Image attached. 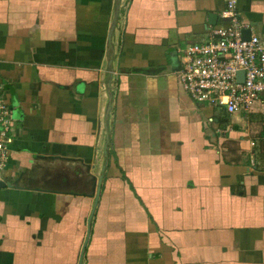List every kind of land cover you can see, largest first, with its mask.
<instances>
[{
	"label": "crops",
	"instance_id": "obj_1",
	"mask_svg": "<svg viewBox=\"0 0 264 264\" xmlns=\"http://www.w3.org/2000/svg\"><path fill=\"white\" fill-rule=\"evenodd\" d=\"M224 11L0 0V264H264L263 99L226 114L177 76ZM238 11L264 41V0Z\"/></svg>",
	"mask_w": 264,
	"mask_h": 264
},
{
	"label": "built area",
	"instance_id": "obj_2",
	"mask_svg": "<svg viewBox=\"0 0 264 264\" xmlns=\"http://www.w3.org/2000/svg\"><path fill=\"white\" fill-rule=\"evenodd\" d=\"M225 22L213 26L208 41L180 50L178 82L191 99L223 108L226 114L248 110L264 102V41L257 35L242 38L247 28L240 18L238 0H224ZM243 72L241 82L237 72ZM12 109L0 96V175L8 163L12 139ZM212 122V119H209Z\"/></svg>",
	"mask_w": 264,
	"mask_h": 264
},
{
	"label": "water",
	"instance_id": "obj_3",
	"mask_svg": "<svg viewBox=\"0 0 264 264\" xmlns=\"http://www.w3.org/2000/svg\"><path fill=\"white\" fill-rule=\"evenodd\" d=\"M111 31H112V28L110 29V33H109V35H108V38H110ZM249 36H250V31H249L248 29H244V30L242 31V38L248 40V39H249ZM242 78H243V72H242V71L237 72V81H238V82H241V81H242ZM0 186H2V185L0 184ZM91 214H92V213H91ZM90 218H91V215H90L89 218H88V221H87L88 224H89V222H90ZM87 235H88V231H87ZM85 244H86V241L84 242V244H83V248H82V250H81V254H80V258H79L80 261H81V258H82V253H83V249H84ZM80 261H79V262H80Z\"/></svg>",
	"mask_w": 264,
	"mask_h": 264
},
{
	"label": "rangeland",
	"instance_id": "obj_4",
	"mask_svg": "<svg viewBox=\"0 0 264 264\" xmlns=\"http://www.w3.org/2000/svg\"><path fill=\"white\" fill-rule=\"evenodd\" d=\"M180 58H181V60H182V55H181V53H180ZM203 105H204V106H210V107H211V105H210L209 103H203ZM12 118L14 119V114H13Z\"/></svg>",
	"mask_w": 264,
	"mask_h": 264
}]
</instances>
